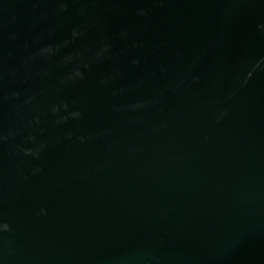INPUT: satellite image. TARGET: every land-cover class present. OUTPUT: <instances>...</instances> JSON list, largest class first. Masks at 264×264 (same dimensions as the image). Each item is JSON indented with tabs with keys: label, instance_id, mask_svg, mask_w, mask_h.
Returning a JSON list of instances; mask_svg holds the SVG:
<instances>
[{
	"label": "water",
	"instance_id": "95a60500",
	"mask_svg": "<svg viewBox=\"0 0 264 264\" xmlns=\"http://www.w3.org/2000/svg\"><path fill=\"white\" fill-rule=\"evenodd\" d=\"M0 264H264V0H0Z\"/></svg>",
	"mask_w": 264,
	"mask_h": 264
}]
</instances>
